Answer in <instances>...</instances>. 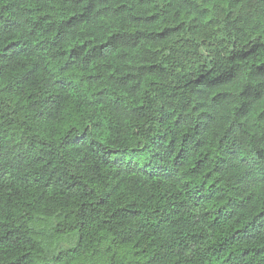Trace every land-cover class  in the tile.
<instances>
[{"label": "trees", "instance_id": "trees-1", "mask_svg": "<svg viewBox=\"0 0 264 264\" xmlns=\"http://www.w3.org/2000/svg\"><path fill=\"white\" fill-rule=\"evenodd\" d=\"M0 264H264V0H0Z\"/></svg>", "mask_w": 264, "mask_h": 264}, {"label": "rangeland", "instance_id": "rangeland-1", "mask_svg": "<svg viewBox=\"0 0 264 264\" xmlns=\"http://www.w3.org/2000/svg\"><path fill=\"white\" fill-rule=\"evenodd\" d=\"M63 245H64V247L67 246V244H65V243Z\"/></svg>", "mask_w": 264, "mask_h": 264}]
</instances>
